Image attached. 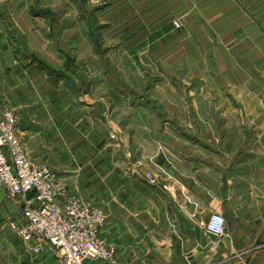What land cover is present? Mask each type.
Returning <instances> with one entry per match:
<instances>
[{
  "label": "crops",
  "instance_id": "0c3cea01",
  "mask_svg": "<svg viewBox=\"0 0 264 264\" xmlns=\"http://www.w3.org/2000/svg\"><path fill=\"white\" fill-rule=\"evenodd\" d=\"M168 3L175 42L165 27L162 48L145 49L162 74L127 96L105 63L74 66L92 53L86 39L45 35L31 4L0 0V109L35 164L101 209L119 263L264 264V0ZM213 211L220 239L205 230ZM10 220L20 205L0 191V264H59Z\"/></svg>",
  "mask_w": 264,
  "mask_h": 264
},
{
  "label": "built area",
  "instance_id": "2783aa9c",
  "mask_svg": "<svg viewBox=\"0 0 264 264\" xmlns=\"http://www.w3.org/2000/svg\"><path fill=\"white\" fill-rule=\"evenodd\" d=\"M17 119L8 107L0 109V188L20 205V221L10 220L9 228L40 254L47 246L61 264H125L117 260L116 248L101 235L105 216L57 182L50 168L35 164L24 151L17 134ZM144 178L170 194L169 183L158 174ZM208 234L223 238L226 221L213 211L205 225ZM146 264V263H136Z\"/></svg>",
  "mask_w": 264,
  "mask_h": 264
},
{
  "label": "rangeland",
  "instance_id": "374dc122",
  "mask_svg": "<svg viewBox=\"0 0 264 264\" xmlns=\"http://www.w3.org/2000/svg\"><path fill=\"white\" fill-rule=\"evenodd\" d=\"M23 1L26 5L31 4L29 11L35 16L36 27L45 35H55L58 39L67 37V42L71 43L72 38L86 39L92 53L87 57L75 55L74 66L81 68L87 63H105V78L117 82L123 91L119 90L127 96L130 90L140 88L147 79L161 76L160 66H152L153 71L146 70L149 68L146 63L152 64L146 61L145 49L147 44L148 52L153 50V46L162 48L165 27L166 41L175 42L171 38L177 36V23H180L168 0ZM158 62L159 59L154 57V65ZM161 180L168 183L163 178ZM169 186L171 191H177L171 183ZM0 191L8 198L3 189ZM58 263L61 264L60 261Z\"/></svg>",
  "mask_w": 264,
  "mask_h": 264
}]
</instances>
